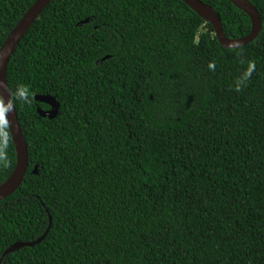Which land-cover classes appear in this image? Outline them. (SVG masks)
I'll list each match as a JSON object with an SVG mask.
<instances>
[{
  "label": "trees",
  "instance_id": "trees-1",
  "mask_svg": "<svg viewBox=\"0 0 264 264\" xmlns=\"http://www.w3.org/2000/svg\"><path fill=\"white\" fill-rule=\"evenodd\" d=\"M36 1L0 0V50ZM200 1L227 38L252 32L229 0ZM249 1L263 28L233 50L182 0L45 8L7 67L28 170L0 202V259L48 233L3 264H264V0ZM16 166L3 109L0 186Z\"/></svg>",
  "mask_w": 264,
  "mask_h": 264
},
{
  "label": "water",
  "instance_id": "water-1",
  "mask_svg": "<svg viewBox=\"0 0 264 264\" xmlns=\"http://www.w3.org/2000/svg\"><path fill=\"white\" fill-rule=\"evenodd\" d=\"M53 0H38L27 13L21 18L17 26L7 37L5 43L0 50V96L7 123L12 135L13 142L17 151V166L11 177L0 186V202L13 195L21 186L28 170V149L26 140L20 125L16 108L7 84V67L12 55L14 54L18 44L24 38L34 22L39 18L45 8ZM197 14L210 23L215 31L221 46L226 49H238L247 46L257 39L262 31L263 23L259 12L249 0H229L235 7L249 16L252 23V32L243 38L229 39L226 37L223 24L214 9L200 0H182ZM36 100L50 106L49 111L39 109V114L43 118L54 119L59 113L60 105L54 97L38 95ZM35 174L38 171L35 170ZM46 232L41 238L30 243H16L8 248L0 259L3 264L4 259L13 252L24 247H34L40 244L47 236Z\"/></svg>",
  "mask_w": 264,
  "mask_h": 264
},
{
  "label": "clouds",
  "instance_id": "clouds-1",
  "mask_svg": "<svg viewBox=\"0 0 264 264\" xmlns=\"http://www.w3.org/2000/svg\"><path fill=\"white\" fill-rule=\"evenodd\" d=\"M21 95H23V93H21ZM2 115H3V109L0 108V117H2Z\"/></svg>",
  "mask_w": 264,
  "mask_h": 264
}]
</instances>
